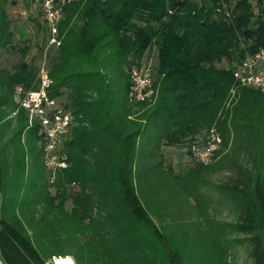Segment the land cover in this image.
I'll return each instance as SVG.
<instances>
[{"label":"trees","instance_id":"obj_1","mask_svg":"<svg viewBox=\"0 0 264 264\" xmlns=\"http://www.w3.org/2000/svg\"><path fill=\"white\" fill-rule=\"evenodd\" d=\"M7 1L0 0V58L15 50L19 59L12 71L0 69L1 264H230L220 237L203 238L198 257L192 236L181 233L172 244L158 220L173 209L163 207L165 191L169 204L180 194L190 211L204 210L196 175L211 164L181 175L163 166L161 155L170 147L189 155V145L210 130L221 140L216 156L234 143L250 165L236 164L233 176L214 186L232 210L230 235L243 236L226 248L244 241L250 264H264V96L232 76L235 65L264 49V0L255 7L250 0L66 4L60 45L48 55V95L62 99L72 120L66 168L53 172L52 183L38 127H27L13 101L15 87H36V70L33 55L26 61L30 47L12 44ZM34 27L45 32L43 22ZM40 46L34 55L41 57ZM145 58L154 59L156 97L130 106L127 71Z\"/></svg>","mask_w":264,"mask_h":264},{"label":"rangeland","instance_id":"obj_2","mask_svg":"<svg viewBox=\"0 0 264 264\" xmlns=\"http://www.w3.org/2000/svg\"><path fill=\"white\" fill-rule=\"evenodd\" d=\"M12 1L14 4L10 3ZM250 2L255 7V0H250ZM3 8L6 18L9 21V30L13 34L12 44L14 47H30L29 54L26 56V61H30L33 55V58H35L32 65L35 67L38 66L39 63L42 64L40 55H34L40 45L41 48L44 47L46 39V32H34V22L42 24L40 12L41 2L39 0H8L3 5ZM1 55L0 69L12 71L13 66L19 59V54L15 50L11 52L7 50ZM144 61H146V58L142 60V62ZM148 61H150L152 65L154 64V59H148ZM45 62L49 64V58H45ZM57 101L59 102L58 104H60L62 99H58ZM233 145L234 143L230 144L226 150H221L216 156L215 161L208 167H202L199 170V175H196V185L204 200V210L199 214L193 209L190 211V207L192 206L190 199L180 194H174V198L169 200L170 202L172 201L173 204H169L167 203L169 194L164 190L166 205H163V207L172 206L173 209L171 210V208L168 207L166 211H160L158 220L162 222L159 225L165 226L164 236L170 240L171 243L174 240L176 241V239L180 242L182 239V237H180L181 233L188 234L190 237L192 236L193 242L190 243L189 241L188 244H190V249L192 248V253L195 252L198 257L202 251L203 238H206L205 241L207 242L209 235L215 234L220 237V243L224 246L225 260L227 263L250 264L247 255L248 248L244 241H239V244H232L229 248H226L227 242L235 239L243 240V236L230 235L229 224L233 221L232 210L227 201L219 199L214 187L216 184L224 182L228 177L233 176L232 169L236 164L250 166L246 158L243 161V156L245 154L243 149L238 150ZM161 158L163 166L164 164H169L173 172L181 175L186 169L193 168L195 164L191 157L186 154L185 147L163 148ZM152 219L155 220V217L153 216ZM155 225L157 226V222H155ZM176 227H181L182 229H180L184 232L176 230ZM206 242L205 250L208 249V244H206ZM184 243L186 244L185 241ZM181 244L183 245V243ZM185 249H187V247H185ZM67 263L69 264L68 261ZM46 264H55V259L51 258Z\"/></svg>","mask_w":264,"mask_h":264},{"label":"built area","instance_id":"obj_3","mask_svg":"<svg viewBox=\"0 0 264 264\" xmlns=\"http://www.w3.org/2000/svg\"><path fill=\"white\" fill-rule=\"evenodd\" d=\"M72 1L74 0L41 1L40 12L46 39L41 54L42 64L35 66L36 87L24 91L17 86L13 90L14 102L24 112L27 127H38L42 163L51 175L49 183H52L55 170L66 168L63 144L68 135L72 117L61 104H58L57 98H51L48 95L52 81L45 58H48V55L57 50L60 45L57 28L62 18V9ZM151 66L150 61L142 62L139 67L132 65L127 71L128 88L125 99L128 105L154 102L156 90L152 86ZM232 76L238 86L252 89L264 96V49H258L235 65ZM220 143L219 135L210 130L203 138L189 145V156L195 164L208 166L215 161Z\"/></svg>","mask_w":264,"mask_h":264},{"label":"bare ground","instance_id":"obj_4","mask_svg":"<svg viewBox=\"0 0 264 264\" xmlns=\"http://www.w3.org/2000/svg\"><path fill=\"white\" fill-rule=\"evenodd\" d=\"M55 264H67L64 259H55Z\"/></svg>","mask_w":264,"mask_h":264}]
</instances>
